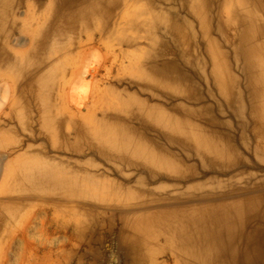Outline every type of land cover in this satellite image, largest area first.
Listing matches in <instances>:
<instances>
[{
    "label": "bare ground",
    "instance_id": "obj_1",
    "mask_svg": "<svg viewBox=\"0 0 264 264\" xmlns=\"http://www.w3.org/2000/svg\"><path fill=\"white\" fill-rule=\"evenodd\" d=\"M105 237L264 264V0H0V264Z\"/></svg>",
    "mask_w": 264,
    "mask_h": 264
},
{
    "label": "rangeland",
    "instance_id": "obj_2",
    "mask_svg": "<svg viewBox=\"0 0 264 264\" xmlns=\"http://www.w3.org/2000/svg\"><path fill=\"white\" fill-rule=\"evenodd\" d=\"M79 96L78 97H83V95H84V93L83 92H80L79 94H78ZM224 118L225 117H227V116H223ZM99 170L100 171H102V170H104V169H106V167L103 165V164H101V163H99ZM3 196H5V195H3ZM57 249V250H59L60 248L59 247H54L53 245H51V246H47V247H45L44 249H47L48 250V252H50V251H53L54 249ZM74 248V250H76L77 252H80L81 251V249L80 248H78V247H73ZM55 249V250H56ZM113 250V251H115V245H114V243H112V242H109V240H108V238L107 237H105L104 238V243H103V245L101 246V248H100V250H101V252L103 253V252H105V256H104V261L102 260L101 262L103 263V264H110V258H109V254H108V252H106L107 250ZM15 252V249H10V251H9V254H13ZM89 259V258H88ZM88 259H86V261L84 262V263H86V264H93V259H90V260H88ZM12 259H10L9 260V263L8 264H29L28 263V260H23V263H16V262H13V261H11ZM74 263H75V261H74ZM72 261L70 262V264H74ZM114 264H120V262H119V260L116 258L115 260H114Z\"/></svg>",
    "mask_w": 264,
    "mask_h": 264
}]
</instances>
